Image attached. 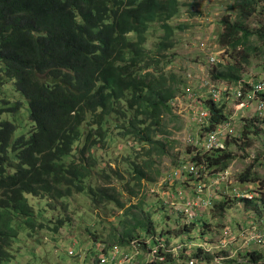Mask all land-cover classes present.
I'll use <instances>...</instances> for the list:
<instances>
[{"label":"trees","instance_id":"1","mask_svg":"<svg viewBox=\"0 0 264 264\" xmlns=\"http://www.w3.org/2000/svg\"><path fill=\"white\" fill-rule=\"evenodd\" d=\"M258 3L234 0L229 5V13L220 20L218 39L228 58L211 71L214 81L240 84L244 92L251 83L242 81L241 66L257 48L251 42L264 43V28L252 30L245 24ZM180 10V0H0V264L14 260L16 244L24 234L32 237L36 229L58 232L68 219L54 212L84 193L94 207L114 204L126 216L137 213L132 217L135 226L131 223L117 240L118 248L113 246L103 255L132 248L142 257L158 247V257H166V264L191 260L215 264V256L204 248L189 259L184 255L191 252L184 251L179 257L166 254L160 249L162 241L157 240V223L144 203L128 208L114 187L98 184L99 177L122 179L118 171L109 169V174L98 168V154L113 140L160 145L157 138L164 133L163 118L172 114L182 83L166 70L173 61L165 55L174 48L175 29L170 21ZM153 23L159 24L164 34L153 51H148ZM23 97L29 109L28 129L23 124L27 112ZM261 97L264 100V93ZM199 101L210 113L206 131H217L228 122L225 103L211 95ZM255 117L261 119L258 114ZM251 127L252 123L245 121L234 140L244 142ZM227 146L219 144L193 155L192 163L201 168L200 180L206 172L203 169L229 171L235 155ZM131 165L139 187L144 181L153 182L142 167ZM249 169L239 176L241 182L260 179ZM131 190L138 197L136 188ZM254 192L252 199L240 200L246 206L259 200L264 207V193ZM220 195L218 200L215 196L212 208L215 216L224 217L233 200L228 193ZM199 222L180 232L163 231L185 238L201 226ZM140 232L155 239L153 244L141 240ZM225 253L221 254L229 257ZM262 254L250 251L247 263L264 264ZM145 264L158 263L146 260Z\"/></svg>","mask_w":264,"mask_h":264},{"label":"rangeland","instance_id":"2","mask_svg":"<svg viewBox=\"0 0 264 264\" xmlns=\"http://www.w3.org/2000/svg\"><path fill=\"white\" fill-rule=\"evenodd\" d=\"M258 1L255 14L245 20V24L252 30L264 28V0ZM233 3L234 0H180V14L170 21V25L175 29L174 48L165 52V55L171 56L173 61L167 65L166 70L175 73L182 83L173 101L172 114L163 118L164 133L157 138L160 145L137 144L131 140L122 142L115 139L107 150L104 149L98 154L99 169H106L109 174V169L118 171L122 176V179L111 175L108 179L99 177L98 184L106 188L114 187L122 194V199L128 208L132 205L138 206L140 202L144 203V209L151 213L157 223V238H159L157 240H161L162 245L170 251L178 246L187 248L195 243L196 248L205 247L206 250L214 248L215 252H218L219 242L225 238L228 229L238 236L243 231L253 229L255 225L264 230L262 201L254 200L255 204L246 206L245 202L240 200L242 198L238 197V194L245 192L253 195L254 191L264 193V109L259 110L260 102L248 97L243 99L245 106L239 107L236 94L242 85L214 81L211 77L215 64L223 58H228L218 39L222 33L220 20L229 13V5ZM230 14L233 17V13ZM162 34L164 32L160 25L153 23L146 43L148 51H153ZM251 43L257 48L251 52L248 62L243 63L240 69L242 81L249 83L264 79V43L257 40ZM214 89L220 95L216 101L225 103V112L229 116L224 126L227 123L232 125L231 130L230 128L226 131L222 130L225 132L220 136L219 144L225 146L227 143L235 159L229 171H226L228 173H225V178L216 186H213L219 175L218 172L214 173L216 170H211L205 176L207 178L201 180H194L193 177H177L173 183L166 185L168 177L180 172L185 166L190 167L194 164L191 161L194 154L210 151L207 144L212 132L205 130L208 127L210 113L203 107L199 98L208 95L213 97ZM23 99L25 100L24 97ZM259 99L261 102L264 101L261 96ZM26 109L28 112L27 102ZM27 112L23 113L25 125L29 114ZM257 114L261 119L255 117ZM28 121L29 125L24 126V129L30 127L31 122ZM245 121L252 123L249 138L244 142L234 140L240 135ZM229 131H234L232 136L228 135ZM131 164L142 167L153 182L144 181L143 186L139 187L133 180L134 176L131 175V167H133ZM249 167L253 175L260 179L241 182L239 176L247 173ZM199 186L201 189L204 188L205 193L212 191L217 200L221 192L228 193L233 202L224 217L215 216L211 206L195 208L191 211L185 207L182 213L179 205L183 202V197L187 196L191 199L195 197L194 194L198 192ZM132 188H136L138 197H134L130 192ZM261 196L262 193H259L258 197ZM173 202L175 206L171 204ZM54 213L65 215L68 219L66 225L58 232L36 229L32 237L24 234L21 241L16 244L17 254L14 260L2 264H99L97 261L99 253L103 255L106 250H112L113 246L118 248L117 240L131 223L134 222L132 226H135L132 217L137 214L135 212L126 216L125 211H120L114 204L94 207L85 193L73 196L66 207L59 208ZM188 214H191V219H188ZM125 221L127 224H124ZM195 221H200L201 226L194 229L190 235H185V238H179L176 233L165 235V231L180 232L183 227ZM140 233L143 237L141 240L153 244L155 239ZM161 234L165 235L164 238H161ZM248 244L240 240L233 244L229 251L224 250L232 257L224 264H249L247 254L250 251L264 254V243ZM196 248L191 250L193 253L187 254L188 256L183 254L185 259H189L191 254L194 257ZM239 248L242 252L237 251ZM97 249L98 253H96ZM123 250L127 251L124 248ZM181 255L182 253L177 256ZM150 258L152 259L150 253H146L135 262L145 264ZM207 264L214 263L209 261Z\"/></svg>","mask_w":264,"mask_h":264},{"label":"built area","instance_id":"3","mask_svg":"<svg viewBox=\"0 0 264 264\" xmlns=\"http://www.w3.org/2000/svg\"><path fill=\"white\" fill-rule=\"evenodd\" d=\"M212 93L214 94V96L217 95L216 91H212ZM264 93V79H260L256 82H253L250 84V86L247 88V90L244 92L242 90V88L237 90V98H242L244 96L246 97H257L258 95H261ZM245 103L241 102L239 104V107H244ZM259 110H263L264 109V102H260L259 106H258ZM221 133V131H214L210 134L209 138H208V144H207V148L209 150L213 149L214 147H217L219 145V134ZM205 170L207 173L208 171L206 169ZM225 173L228 172H222L218 175L217 180H215V185L216 186L221 180H223L225 178ZM201 170L198 166H196L195 164H192V166L190 167H184L180 170V172H176L173 176H170L167 178L166 180V185L168 183H173V181L177 178V177H181V178H185V177H200L201 176ZM195 197L188 198L187 196L183 197V202H180L181 204L179 205V207L181 208V211L183 213L185 207L189 208V211L191 210H195V208H204L205 206H211L213 207V201H214V195L212 193V191H207V193L204 192V188L201 189V187H198V192L196 194H194ZM238 197L241 198H247V199H252L253 198V194L252 193H240L238 194ZM175 198V197H173ZM170 199V198H169ZM176 199V198H175ZM173 206H175V203H171ZM188 219H191L192 216L191 214L187 215ZM245 241L247 244H262L264 243V230L263 228L259 229L257 225L254 226L253 229L251 230H246L243 231L239 236L238 234H234L231 229H228L225 235V238H223L220 242H219V247L217 248L218 252H215L214 248H211L210 250H206V248L204 247V249L206 250L207 253L212 254L213 256H215V264H224L225 260H228L229 258H232L231 256L227 257L226 255L221 254L220 252L227 250L229 251V248L231 246H233V244H236L239 241ZM248 244V245H249ZM160 247V246H159ZM163 248L166 254H180L184 251H186V249H190L188 250L186 253H190L191 250L195 249L196 246L191 245L190 247L187 248H183L181 246H178L177 248H175L173 251L167 250L163 245L160 247V249ZM130 249L123 250V249H115L111 254H105L102 255L99 260H100V264H137L135 261H138V259L141 257L140 252L139 251H132ZM137 249V248H136ZM199 249V248H196ZM130 250V251H128ZM158 252H159V248H154L153 253H151V257L148 260V263H153L156 262L158 264H166L167 262V258L166 257H158ZM135 253H138V255H135ZM192 253V252H191ZM232 253V252H231ZM134 255L136 256V258H134ZM160 256V254H159ZM189 264H201L199 261L197 260H191L189 261Z\"/></svg>","mask_w":264,"mask_h":264},{"label":"bare ground","instance_id":"4","mask_svg":"<svg viewBox=\"0 0 264 264\" xmlns=\"http://www.w3.org/2000/svg\"><path fill=\"white\" fill-rule=\"evenodd\" d=\"M263 32V31H262ZM235 44V43H234ZM213 91H216L215 89L213 90ZM217 92V91H216ZM213 94V93H212ZM261 95H258L257 97H255V98H253V97H248V98H250L251 100H256V101H258V102H261V100L259 99V97H260ZM246 96H244V97H242V98H237V101L239 102L238 104H240L241 102H244L245 103V101L243 100L244 98H245ZM211 98L213 99H215V100H217V98H220V95H218V93H217V95L216 96H214V94H213V97L211 96ZM262 102H264V101H262ZM243 108V107H242ZM230 126H231V124L230 123H227V125L226 126H219V128H218V130L217 131H221V133L219 134V138H220V136L222 135V133L223 132H225L227 129H229L230 128ZM222 130H225V131H222ZM214 131H216V130H214ZM213 131V132H214ZM220 143V142H219ZM219 146V145H218ZM217 146V147H218ZM211 150H213V149H211ZM203 162H200V164H202ZM196 165V164H195ZM197 166V165H196ZM185 167H188V166H185ZM202 167V166H201ZM205 168V167H204ZM201 169V168H200ZM205 171V170H204ZM210 171H208L207 173H205L204 174V177L205 176H207V174L209 173ZM221 173V172H220ZM219 172H218V174H220ZM201 177V176H200ZM203 177V178H204ZM205 178H207V177H205ZM192 179H194V180H196V179H199V177L197 178V176H195V177H193ZM215 197V196H214ZM250 200V199H249ZM192 223V222H191ZM192 226V225H191ZM253 228V227H252ZM238 250H240V248L239 249H237V251ZM174 254V253H173ZM174 255H178V254H174ZM248 260V259H247ZM187 264H189V262L187 263Z\"/></svg>","mask_w":264,"mask_h":264},{"label":"crops","instance_id":"5","mask_svg":"<svg viewBox=\"0 0 264 264\" xmlns=\"http://www.w3.org/2000/svg\"><path fill=\"white\" fill-rule=\"evenodd\" d=\"M182 188H183V186H182ZM240 244H241V243H240ZM193 250H194V249H193ZM248 250H249V249H248ZM240 252H242L241 249H240Z\"/></svg>","mask_w":264,"mask_h":264}]
</instances>
